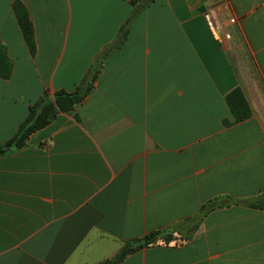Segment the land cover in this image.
Instances as JSON below:
<instances>
[{
  "label": "crops",
  "instance_id": "1",
  "mask_svg": "<svg viewBox=\"0 0 264 264\" xmlns=\"http://www.w3.org/2000/svg\"><path fill=\"white\" fill-rule=\"evenodd\" d=\"M18 1L35 49L0 0V143L40 96L73 90L135 13L85 97L0 155V264H96L172 224L188 237L117 264H264V209L229 202L264 192V0ZM235 86L250 116L231 122Z\"/></svg>",
  "mask_w": 264,
  "mask_h": 264
},
{
  "label": "trees",
  "instance_id": "2",
  "mask_svg": "<svg viewBox=\"0 0 264 264\" xmlns=\"http://www.w3.org/2000/svg\"><path fill=\"white\" fill-rule=\"evenodd\" d=\"M134 1L135 0H130V3L133 4ZM11 9L25 45L30 54H33L35 49L33 28L28 18L27 11L18 0H13ZM134 13L135 9H132L126 20L118 27L110 43L98 52L92 63L86 68L73 90L54 91L50 95L49 101L39 109L37 108L39 101L48 97L45 94L28 106L26 115L16 125L12 134L0 143V155H7L24 147L29 134L47 125L53 119L56 112H67L72 110L73 107L85 97L92 87V81L97 76L104 58L110 51L119 47L125 40L128 31L127 24ZM10 70L11 62L6 56L3 45L0 43V77H8ZM223 100L232 117L231 122H238L250 116V109L239 86H235L226 92L223 96ZM222 122L224 125L230 123L226 120ZM224 197L227 198L228 196ZM229 202L264 209V192L251 198H229ZM217 205L220 204L216 203L214 200H209L205 205L201 206L198 212L190 217V219L197 224L207 209ZM173 233H176V235ZM187 237L188 234H183L179 231L176 232L175 224H172V226L167 229L152 230L140 237L124 242L110 259L96 264H117L126 254L142 247L153 245L159 241L164 243L170 241L175 242L177 239L181 240Z\"/></svg>",
  "mask_w": 264,
  "mask_h": 264
},
{
  "label": "built area",
  "instance_id": "3",
  "mask_svg": "<svg viewBox=\"0 0 264 264\" xmlns=\"http://www.w3.org/2000/svg\"><path fill=\"white\" fill-rule=\"evenodd\" d=\"M203 18H204V21L206 23V26L208 27V29L210 30V32L212 33V35L214 36V38L216 40L223 41V40L229 39V36L226 32H224L222 38L217 35V33L215 32V26H214V23L212 21V18L210 17V15L208 13H206V12L203 13ZM229 20L232 21V19H229Z\"/></svg>",
  "mask_w": 264,
  "mask_h": 264
},
{
  "label": "water",
  "instance_id": "4",
  "mask_svg": "<svg viewBox=\"0 0 264 264\" xmlns=\"http://www.w3.org/2000/svg\"><path fill=\"white\" fill-rule=\"evenodd\" d=\"M49 101L48 98H44L42 99L38 104H37V108H41L44 104H46Z\"/></svg>",
  "mask_w": 264,
  "mask_h": 264
}]
</instances>
